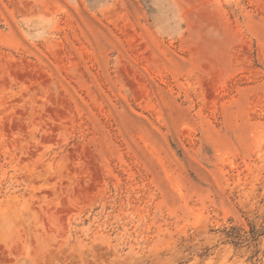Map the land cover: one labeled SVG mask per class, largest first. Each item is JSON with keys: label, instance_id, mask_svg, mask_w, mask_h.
<instances>
[{"label": "rangeland", "instance_id": "obj_1", "mask_svg": "<svg viewBox=\"0 0 264 264\" xmlns=\"http://www.w3.org/2000/svg\"><path fill=\"white\" fill-rule=\"evenodd\" d=\"M0 264H264V0H0Z\"/></svg>", "mask_w": 264, "mask_h": 264}]
</instances>
